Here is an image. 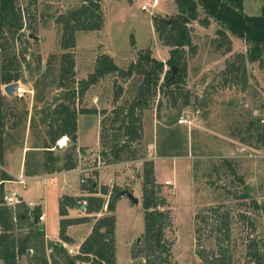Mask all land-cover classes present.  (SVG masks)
I'll use <instances>...</instances> for the list:
<instances>
[{
	"label": "rangeland",
	"instance_id": "374dc122",
	"mask_svg": "<svg viewBox=\"0 0 264 264\" xmlns=\"http://www.w3.org/2000/svg\"><path fill=\"white\" fill-rule=\"evenodd\" d=\"M151 1L153 0H102V29L76 31L75 47L66 50L62 47V40L66 28L73 23L70 12L81 7L85 1L37 0L33 3V0H17V5L23 10L25 25L22 30L23 40L16 42L14 50L23 62L19 81L25 92L21 97L17 94L13 97L6 95L9 109L0 157L4 152L2 148L5 147V141L9 148L13 143H28L32 146L41 145L46 137L47 123L42 118L44 114H50L65 99L67 93L59 87L63 53L73 52L77 81L88 78L95 71L96 61L101 53L112 56L115 63L124 69H128L138 60L141 51L148 48H151L152 55L158 59L166 61L170 57L172 46L168 44L166 37H160L156 31L154 17L160 16L172 24L173 17L179 13V7L176 0H159L157 6L143 10L142 5ZM263 7L264 0H245V12L249 15L261 14ZM67 15L70 16L68 25L65 20ZM200 16H205L201 8ZM190 27L195 49L186 46L187 77L181 85L183 91L190 94V104L180 112L178 107L172 105L170 97L163 92L157 93L151 106L144 110L143 141L136 145L138 154L134 157L124 156L123 160L128 163L118 167V173L123 177L120 184L124 185L131 175L138 180L136 174L144 172V160L159 157L157 152L160 147L166 151L169 135L161 127L167 120V115H178L174 126L183 132L187 153L164 156L156 161V181L161 184L159 195L166 200L160 208L168 210L170 217L164 228L169 247V261L165 264H208L205 258L218 255L222 246L232 251L230 264H255L247 255L252 239L257 242L264 259V143L260 141L264 129V67L259 61L241 60L240 56L247 54L250 43L227 29L226 34L222 35L218 31L222 26L215 20L211 19L208 27L198 20L193 21ZM133 36L135 45L132 43ZM243 67L247 70V81L243 79ZM237 68L239 71L236 75L234 69ZM169 69L171 67L166 65L165 71ZM164 75L165 72L161 81ZM141 78L139 74H134L130 79L118 77L116 73L110 74L91 86L88 97L84 96L77 106H101V124L107 125L115 116L116 109L112 111L113 108H119L132 100ZM119 85L123 86L124 91L115 100ZM2 89L5 94L4 86ZM183 100V96H180L178 105ZM182 116L187 119L184 123L179 122ZM117 124L112 128L106 126L99 134L94 115L80 118L79 135L86 145L80 146L77 143V148L73 151L76 165L73 169H80L88 177L92 172L98 173L111 168L110 161L114 158L108 156V152L114 134L119 132ZM95 142L99 145H95ZM70 145L68 140L63 148L55 151L54 156H62ZM85 147L90 152L84 151ZM29 155L27 161L31 159ZM47 156L48 154L42 155L38 162L45 173L65 170L62 167L63 160L53 163ZM3 160L4 158L0 159V183H3L6 190L7 203L12 204V211L15 212L18 202L14 187L18 183L12 182V188L5 187L8 183L5 185L7 180L2 178V173L6 172V162ZM45 164L48 166L45 167ZM128 170L130 171L127 172ZM100 175L102 185L99 188L95 183L97 192L104 186L108 187L104 184L115 180L116 171L112 169L104 175L101 172ZM91 181L94 182L95 178L89 180V183ZM30 186H33L35 192L33 201L41 204L46 213L47 231L51 239L62 238L61 221L69 222L66 233L75 242L64 239L67 243L65 250H60L58 246L61 240L49 241L46 247L47 264H67L70 247L76 254L69 255L76 257L80 253L77 242L90 233L98 219L97 217L95 220L93 213L77 206H67L64 212L61 211V199L80 190L81 178L79 174L73 173L58 176L48 182L37 180L31 182ZM122 187L133 192L139 201L135 203L127 195L116 201V264H148L149 258L143 251L146 247L143 184H115L113 188ZM19 191L24 194L22 185ZM11 197L13 198L10 199ZM212 206H220L221 212L231 209L230 240L223 239L225 236L218 230L219 222L215 215L209 219L208 225L199 221L204 230L201 240H197L196 215ZM103 212L111 214L108 210ZM85 216L88 217L84 220ZM20 232L26 234L28 230L18 233L21 234ZM200 250L204 251V255L199 254ZM34 254L36 253L31 255ZM165 256L167 253L163 252V257ZM0 264H4L1 259ZM21 264H32V261L25 255L21 258ZM75 264L85 263L76 260Z\"/></svg>",
	"mask_w": 264,
	"mask_h": 264
},
{
	"label": "trees",
	"instance_id": "16d2710c",
	"mask_svg": "<svg viewBox=\"0 0 264 264\" xmlns=\"http://www.w3.org/2000/svg\"><path fill=\"white\" fill-rule=\"evenodd\" d=\"M37 0H33L35 3ZM81 7L72 10L70 16L73 23L66 28L62 47L66 50L75 47V33L78 30L92 31L102 29L103 14L101 12L102 0H84ZM179 7V13L172 19V24L160 16L154 17L156 31L160 37H166L170 50V57L163 61L152 55L151 48L141 51L138 60L132 63L128 69L118 66L113 57L107 53H101L97 58L95 71L90 76L81 81L76 80L75 65L76 60L73 52L67 51L61 56V69L59 73V87L67 93L65 99L60 101L50 114H44L43 122L47 123L45 131L46 138L42 146L49 156L50 162L63 160V169L71 170L76 167L74 163L73 151L77 148L78 140V115L79 113H91L96 110L90 108H78L85 93L91 86L100 82L101 79L110 74L118 77L130 79L134 74L142 76L132 100L124 105L117 107L113 118L114 126L117 124L119 132L114 134L113 143L110 150L114 160L122 158L124 154L135 153L136 146L142 142L144 131V110L151 106L153 98L158 92H163L171 98L172 105L178 107L182 112L190 104V94L184 92L181 88L182 83L187 77V57L186 46L195 49L192 42L190 24L193 21H200L204 26L210 25L211 19L218 22L222 27L218 31L224 35L225 30H229L233 35L245 39L250 43L246 55H241V60L249 59L250 61H259L264 67V7L259 15H249L245 12V0H176ZM200 8L204 10L205 16H200ZM25 21L21 6L17 5V0H0V150L3 144L5 119L7 116L8 105L6 94L3 93L2 87L21 78V68L23 65L19 54L14 50L18 40H23ZM133 45L136 44L134 36L132 37ZM23 54V53H22ZM25 59V57H24ZM178 66L180 71L173 76L172 69L165 71V66ZM234 67V66H233ZM243 72V79L247 81L248 75L246 67ZM237 70V71H236ZM238 68L234 69L237 75ZM165 72L164 79L162 74ZM115 99H118L124 91L122 85L117 87ZM180 96H183V102L179 104ZM6 112V113H5ZM178 112V113H180ZM178 115H167V120L161 127L168 133L166 151L162 147L158 150L160 156H180L187 153L188 147L185 143L183 132L180 128L175 127ZM68 136L71 143L70 147L62 156H54L52 147L57 145V141ZM167 137V136H166ZM260 141L264 143V129L261 133ZM135 146V148H133ZM186 150V151H185ZM1 159V157H0ZM48 165L45 164V167ZM31 170L29 172H36ZM3 179L9 180L11 176L6 172L2 174ZM243 180V178H239ZM95 183L91 181L85 185L90 193H97ZM161 184L156 181L154 172V162L147 160L144 163V182H143V200L146 209L145 215V249L144 254L149 258L148 264H165L169 261V247L165 240L164 228L169 223V211L162 210L160 207L166 203L164 197L159 195ZM121 189L115 188L107 201L105 196H90L87 198L88 213H100L105 205L111 214H106L97 219L92 233L86 238L81 247L80 253L76 257L67 254V264H75L76 260L90 264H116L115 253V204L120 197ZM104 195L108 190L102 189ZM84 197L74 198L64 196L61 199V211L64 212L67 206H79ZM18 211L13 212L12 206L6 201V192L3 183L0 184V259L4 264H18L19 260L30 248L31 236L25 239L18 238L13 232L16 229L15 219L26 221L30 212L24 201L19 202ZM39 216L41 210L35 208L33 212ZM231 209L221 212L220 206L204 208L196 215V238L203 237L204 226L208 225L209 219L217 216L219 222L218 230L223 233L226 241L231 237ZM218 214V215H217ZM27 217V218H26ZM84 220L87 218H83ZM198 221V222H197ZM221 221V222H220ZM69 222L61 221V237L68 239L66 234ZM43 234V232H41ZM30 241V242H29ZM59 248L60 244H58ZM163 252L167 256L163 257ZM232 251L222 246L221 252L212 257H206L208 264H230L232 260ZM204 255V251H199ZM247 255L255 264H263V256L260 252L257 242L252 239L249 242ZM42 264H47L45 255L40 257Z\"/></svg>",
	"mask_w": 264,
	"mask_h": 264
},
{
	"label": "crops",
	"instance_id": "0c3cea01",
	"mask_svg": "<svg viewBox=\"0 0 264 264\" xmlns=\"http://www.w3.org/2000/svg\"><path fill=\"white\" fill-rule=\"evenodd\" d=\"M89 90L90 89H88L87 92L84 95V96H86V98L89 95ZM115 100H117V99H115ZM84 107L85 108H90V109H93V110H96V111L95 112H91V113H79V115H78V140H77V143H79L80 146L86 145V144H84L82 142L81 137L79 135V124H80V118L82 116H84V115H94L96 117L97 128H98L99 134H101L100 130L104 129L106 126H109V128H112V126L114 127V123H113V118L114 117L111 118L112 119L111 121H108L109 123L107 125L105 124L103 126L101 124V121H102V116H101V113H100L101 112L100 111L101 106H98L96 104V107H91V106H86V105ZM117 107L118 106H115L112 111H114ZM63 137H65V135ZM63 137H61L57 141V145L56 146L51 148L53 150V153H55V151L58 150L59 148L60 149L63 148L64 145H62L60 143V140ZM45 138H43L41 145H32V146H30V145H28V143H26L25 145H17L16 143H13V146L11 148L6 146V141H5V145H4L5 147L2 148L4 150V152L1 153V158L2 159L4 158V160H3L4 163L6 162V164H5L6 167L4 169H5L6 173L11 176V180H7L5 182V185L8 183L5 187L8 188V186H9L10 188H12V187H14L12 185V182L18 183L14 187V190L17 191L15 193V198L17 199V202H18L16 204V206H15L16 207L15 209H16V211H18V209H19V205L18 204H19V202H21L20 198H23L22 201L25 202V204L27 206V209L30 212V216L28 217V219L25 222L24 221L22 222L19 219H15V221H16V229L15 230H17V231L13 230V232L15 233V235L18 238H21V240L25 239L28 235L31 236L32 240H31V244H29L30 248L28 249L26 254H24L23 256H25V255L29 256L30 257V261H32V264H42L43 262L41 263L42 260L40 259V257L42 255H45V257L47 258L46 247L49 245V241H58V240L60 241L61 240L60 241L61 242L60 250L67 249V243H65L62 238H58L57 237V238L51 239V237H50V235H49V233L47 231L46 213L43 210V206L41 204H39L38 202L33 201L35 192H34L33 186L32 187L30 186L31 182H34V181H37V180H44V181L48 182L50 179L56 178L58 176H67V175H73V173H76V174H79V176L81 178L80 190L77 193H73V194H71L69 196H72L74 198L84 197V198H86V200H87L88 197L94 196V195L95 196H105L107 201H108L110 196H111V193L115 189V188H113L115 184L116 185H122V186H132V183L134 184L135 182H142V184H143V179H144V172H140V173L136 174V177H138V180H136L137 178H135V177L133 178L132 175H131L129 177L131 179L128 178V180L125 182L124 185L122 183L120 184V182L123 181L122 180L123 177L119 175V173H118V169L119 168L118 167L128 163V162L123 160L124 156L127 155V156L134 157V156H136L138 154V148L137 147L135 148V146H136L135 145V146H133V148L136 149L135 153L131 154V153L127 152L126 154H124L122 156L121 159H119L117 161L111 160L110 161L111 164L109 165L111 168H108L106 170L101 171L102 175H104V173H106L108 170L114 169L116 171L115 180L113 182H111L110 184H104V185L108 186V187H105V186L103 187L104 189L106 188L108 190V194L104 195L102 193V189L103 188H101V190L98 191L97 193H90L86 189V187L84 185L88 184L89 180H92L93 178H95L94 183H97L99 188H100L101 185H102V183H101L102 180H101V175H100L101 172H98V173H93L92 172V173L89 174L88 177H85L84 174L81 173L80 169L64 170L63 172H56V173H53V174H49V173H45L46 171L41 169L42 168L41 165L38 166L39 165V163H38L39 162V158L42 157V155L48 154V152H46L45 149L42 147L44 145L43 142H44ZM68 140H69V138H68ZM142 141H143V139H142ZM113 143H117V142L114 141V140L111 141L110 150L112 149ZM94 144L95 145H99L98 142H95ZM101 144H102V141H101ZM138 144H141V143H138ZM83 150L90 152V149L87 150L86 147ZM110 150L108 152V156H111L112 158H114ZM28 155H29V158L31 157V159L29 161H27L28 160ZM48 156H49V154H48ZM161 158H164V156H160L159 155V157H157V158L155 157V159L152 160V161H154V172H155L156 175L158 174L157 170H156V161L158 159H161ZM147 159H149V158H147ZM147 159H145L144 162ZM136 161H140V160H136ZM38 168H40V169H38ZM29 170H37V171L36 172H29ZM83 170H85V169H83ZM129 171L130 170H128L127 172H129ZM127 172H125V173H127ZM20 175H23V177H24L25 181L23 183H21L19 181V179H18ZM3 177L4 176L2 175V178ZM83 178L86 180L87 183L86 182L85 183L82 182ZM1 181L2 180H0V182ZM10 183H11V185H9ZM20 185H22L24 187V194H21L20 191H19ZM94 186H96V185H94ZM122 190H129V189H124L122 187L121 191ZM5 192H6V190H5ZM6 195H7V193H6ZM119 196L121 197V196H124V195H120L119 194ZM12 198L13 197H11L10 199H12ZM9 205L12 206V204H9ZM30 205H36V207L32 208ZM77 207H81L82 210H86V207H84L81 204L79 206H77ZM12 208H13V206H12ZM35 208H39L41 210V214L44 215V219L43 220L39 219V216L41 214L39 216H37L34 213H32ZM104 210H108L107 209V205H105L104 209L100 213H93L94 217H95V220L97 219V217L98 218L101 217L103 215V213H106V212H103ZM87 217L88 216H85L84 218H87ZM95 223L92 226V230H93V227H94ZM24 230H28V232L26 234H22V232H20L21 234L18 233L19 231H24ZM92 230L90 231V233L82 241L77 242L78 245H79V249H80L83 241L86 238H88V236L92 233ZM0 232H1V228H0ZM41 232H43V234ZM66 234L68 236L67 241L69 240L70 242H72V241L75 242L73 240V238L68 233H66ZM68 252H69V254L70 253H73V254L75 253V251L72 249V247H70ZM33 253H36V254L31 255ZM47 260H48V258H47ZM77 262H79V261H77ZM81 262H83V261H81ZM84 263L85 264H90V263H87V262H84ZM18 264H21V259L19 260Z\"/></svg>",
	"mask_w": 264,
	"mask_h": 264
},
{
	"label": "water",
	"instance_id": "95a60500",
	"mask_svg": "<svg viewBox=\"0 0 264 264\" xmlns=\"http://www.w3.org/2000/svg\"><path fill=\"white\" fill-rule=\"evenodd\" d=\"M69 18H70V16H68V15L65 17L67 25H68ZM169 21H171V20H169ZM30 36L34 37V34H31ZM171 69L173 71V76L172 77H174L177 74V71L180 70V68L178 66H172ZM18 85H19L18 81H14V82H11L9 84H6L4 86V91L7 93L8 96L13 97L14 93L16 91V87ZM120 195H127L135 203L139 201V199L136 196H134L133 192H131L129 190H122L120 192ZM22 199L23 198H20L21 201H22ZM139 260H142V259L140 258Z\"/></svg>",
	"mask_w": 264,
	"mask_h": 264
},
{
	"label": "built area",
	"instance_id": "2783aa9c",
	"mask_svg": "<svg viewBox=\"0 0 264 264\" xmlns=\"http://www.w3.org/2000/svg\"><path fill=\"white\" fill-rule=\"evenodd\" d=\"M159 2H160L159 0H153V1L149 2V3H147V4H143V5H142V9H143V10H150L151 8L157 6V5L159 4ZM24 92H25V89H24V87L22 86V83L20 82L19 85L16 87L15 94H17L18 96L21 97V96L24 95ZM186 121H187V119L184 118L183 116L179 119V122H180V123H184V122H186ZM60 145H61V144H60ZM18 179H19V181H20L21 183H23V182L25 181L23 175H20ZM82 182L85 183L86 180L83 178V179H82ZM79 203H80L81 205H83L84 207H86V206L88 205V202H87L86 199H85V200H81ZM39 219H40V220H43V219H44V215L41 214V215L39 216Z\"/></svg>",
	"mask_w": 264,
	"mask_h": 264
},
{
	"label": "bare ground",
	"instance_id": "6f19581e",
	"mask_svg": "<svg viewBox=\"0 0 264 264\" xmlns=\"http://www.w3.org/2000/svg\"><path fill=\"white\" fill-rule=\"evenodd\" d=\"M67 140H68V137L65 136V137H63V138L60 140V143H61L62 145H65V144L67 143Z\"/></svg>",
	"mask_w": 264,
	"mask_h": 264
},
{
	"label": "clouds",
	"instance_id": "9594fccd",
	"mask_svg": "<svg viewBox=\"0 0 264 264\" xmlns=\"http://www.w3.org/2000/svg\"><path fill=\"white\" fill-rule=\"evenodd\" d=\"M19 83H20V81H18ZM5 86V85H4ZM6 95H7V93H5ZM14 95H15V93H14Z\"/></svg>",
	"mask_w": 264,
	"mask_h": 264
}]
</instances>
